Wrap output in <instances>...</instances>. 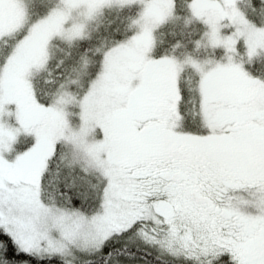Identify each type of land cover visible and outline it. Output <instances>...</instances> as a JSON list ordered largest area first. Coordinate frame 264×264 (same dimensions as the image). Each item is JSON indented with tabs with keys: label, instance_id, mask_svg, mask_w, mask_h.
<instances>
[{
	"label": "snow or ice",
	"instance_id": "6c2138e0",
	"mask_svg": "<svg viewBox=\"0 0 264 264\" xmlns=\"http://www.w3.org/2000/svg\"><path fill=\"white\" fill-rule=\"evenodd\" d=\"M0 264H264V0H0Z\"/></svg>",
	"mask_w": 264,
	"mask_h": 264
}]
</instances>
